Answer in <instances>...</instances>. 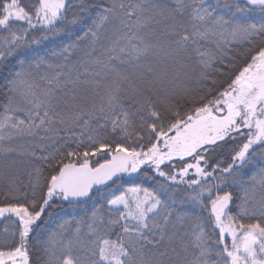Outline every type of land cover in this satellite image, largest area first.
Wrapping results in <instances>:
<instances>
[{
	"label": "snow or ice",
	"instance_id": "obj_1",
	"mask_svg": "<svg viewBox=\"0 0 264 264\" xmlns=\"http://www.w3.org/2000/svg\"><path fill=\"white\" fill-rule=\"evenodd\" d=\"M0 264H264V0H0Z\"/></svg>",
	"mask_w": 264,
	"mask_h": 264
}]
</instances>
